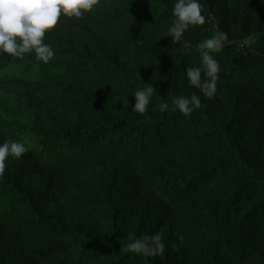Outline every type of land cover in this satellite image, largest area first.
Returning <instances> with one entry per match:
<instances>
[{
	"label": "trees",
	"instance_id": "obj_1",
	"mask_svg": "<svg viewBox=\"0 0 264 264\" xmlns=\"http://www.w3.org/2000/svg\"><path fill=\"white\" fill-rule=\"evenodd\" d=\"M175 3L100 0L47 31L49 62L0 54V143L28 146L0 175V264H163L125 247L156 232L179 264H226L264 241V2L199 0L205 23L174 44ZM212 37L225 102L166 78ZM193 94L185 116L174 101Z\"/></svg>",
	"mask_w": 264,
	"mask_h": 264
},
{
	"label": "clouds",
	"instance_id": "obj_2",
	"mask_svg": "<svg viewBox=\"0 0 264 264\" xmlns=\"http://www.w3.org/2000/svg\"><path fill=\"white\" fill-rule=\"evenodd\" d=\"M264 2V0H262ZM100 0H0V54H9L23 57L30 51H35L37 59L44 63L49 62L55 55L51 45L45 43L48 30L57 26L62 15L68 17H81L85 12H91ZM175 19L168 28L172 43H179L189 26L203 25L205 16L202 15V5L199 0H176L172 12ZM221 34L220 39H223ZM220 39L207 38L196 45L200 51L201 66L189 67L186 75L190 85L195 86L209 98L217 91L219 62L212 55L219 51ZM184 47H190L185 43ZM136 89L132 96L135 103L133 110L145 113L153 100L155 91L151 84ZM201 105L200 97L196 94L191 97L180 96L175 99L174 106L185 116L191 114L194 108ZM168 104L159 105L160 111L168 109ZM28 151V146L21 141H4L0 143V175H3L9 156L19 159ZM181 239H183L181 237ZM129 243L125 246L128 252L145 255L162 254L165 245L162 233L137 237L135 233L129 234Z\"/></svg>",
	"mask_w": 264,
	"mask_h": 264
},
{
	"label": "rangeland",
	"instance_id": "obj_3",
	"mask_svg": "<svg viewBox=\"0 0 264 264\" xmlns=\"http://www.w3.org/2000/svg\"><path fill=\"white\" fill-rule=\"evenodd\" d=\"M173 60L174 57H168V59L166 58V63H168V65H166L167 68L165 70L166 78L172 84L177 82L178 85H183L186 83L185 81L187 80L186 78L187 68L180 65L179 62L177 64H174V62L176 61ZM222 94L224 95V89L217 87L215 98L218 102H225L223 100L224 97ZM224 110L226 113H229L230 109L228 110L227 108H225ZM263 124H264V117L254 122L255 127H259ZM254 131L255 128L251 132ZM260 152L264 155V137L262 140ZM161 256H162L163 264H179V261L181 259V254L176 249L170 247L168 244H165V248ZM261 258H264L263 240L255 242L252 249L249 250L248 252L228 257L226 264H247V263L255 262Z\"/></svg>",
	"mask_w": 264,
	"mask_h": 264
}]
</instances>
